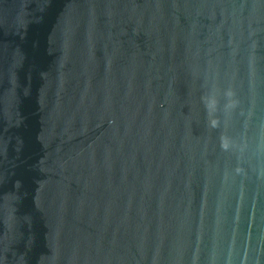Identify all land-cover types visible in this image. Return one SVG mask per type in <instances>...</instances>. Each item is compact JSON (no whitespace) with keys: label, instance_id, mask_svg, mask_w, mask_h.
<instances>
[{"label":"water","instance_id":"obj_1","mask_svg":"<svg viewBox=\"0 0 264 264\" xmlns=\"http://www.w3.org/2000/svg\"><path fill=\"white\" fill-rule=\"evenodd\" d=\"M0 264H264V0H0Z\"/></svg>","mask_w":264,"mask_h":264}]
</instances>
